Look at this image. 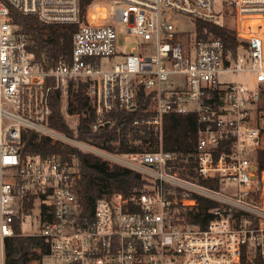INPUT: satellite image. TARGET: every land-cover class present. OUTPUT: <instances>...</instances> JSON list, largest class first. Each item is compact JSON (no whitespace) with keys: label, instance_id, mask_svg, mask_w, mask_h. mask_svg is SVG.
<instances>
[{"label":"built area","instance_id":"obj_1","mask_svg":"<svg viewBox=\"0 0 264 264\" xmlns=\"http://www.w3.org/2000/svg\"><path fill=\"white\" fill-rule=\"evenodd\" d=\"M177 13L195 20L193 32L175 26L170 18ZM26 14L78 25L69 63L37 65L26 34L18 31ZM199 21L229 28L231 22L235 42L207 27L200 31ZM48 77L54 84H46ZM51 88L60 89L59 111L72 128L89 104L94 128L116 107L135 108L143 88L153 93L156 113L143 121L153 125L160 144L165 114L198 115L195 149L186 155L162 145L107 152L151 183L98 198L90 218L79 206L67 162L55 155L23 162L20 156L23 128L69 142L48 124ZM263 149L264 0H0V264L28 191L53 208L51 218L38 221L36 234L49 242L43 264H259ZM199 176L218 179L220 187ZM228 182L237 187L225 191ZM194 194L219 202L204 227L178 214L197 205Z\"/></svg>","mask_w":264,"mask_h":264},{"label":"trees","instance_id":"obj_2","mask_svg":"<svg viewBox=\"0 0 264 264\" xmlns=\"http://www.w3.org/2000/svg\"><path fill=\"white\" fill-rule=\"evenodd\" d=\"M11 10L14 9L11 7ZM77 27V24L48 23L34 14H26L22 16L18 31L26 34L28 48L33 53L37 65L49 69L58 63L70 62L72 36ZM197 27L200 31L207 27L226 42L233 43L236 40L225 27L214 23L199 21ZM46 84H54V79L48 77ZM152 100L153 93H146L140 88L135 108L116 107L106 112L103 122L97 128L93 127L97 120L96 111L89 104L81 117L80 125L72 128L59 111L60 89L51 88L48 103L54 111L48 117V124L70 138L93 144L111 153L152 151L159 147V140L153 125L144 122L156 114L152 108ZM198 132L199 120L195 112L167 113L163 117L161 145L165 150L189 154L195 149ZM19 152L23 162L36 156L55 155L67 162L72 169L76 166L78 170H74V184L81 195L83 210L90 218L98 198L109 197L115 192L130 194L151 183L149 178L136 169L119 164L110 166L100 155L70 142L53 140L34 128L22 129ZM259 163L261 169H264V149L259 151ZM77 173L79 177H76ZM198 180L215 188L220 187V181L216 178L199 176ZM34 196L32 191H28L21 199L20 210L14 221L15 234L7 237L5 241L4 264H31V260L41 259L49 252V242L43 236L21 234L22 223L31 214L30 209L34 206ZM194 196L197 198V205L193 208L180 207L178 214L183 216L185 222L198 223L204 227L212 219L209 209L218 206L219 202L202 194ZM40 207L42 220L52 217L51 206L42 203ZM259 260V264H264V258Z\"/></svg>","mask_w":264,"mask_h":264},{"label":"rangeland","instance_id":"obj_3","mask_svg":"<svg viewBox=\"0 0 264 264\" xmlns=\"http://www.w3.org/2000/svg\"><path fill=\"white\" fill-rule=\"evenodd\" d=\"M170 20L172 22H174L175 26L177 28H179V30H182V31H189V32H193L195 30V27H196V22L193 18L187 16V15H183V14H179L177 13L174 17H171ZM227 26H230L229 27H225L227 29V31L229 32V34L231 33L232 35L234 34V29H232L233 25L232 23H228ZM234 36V35H233ZM126 51H129V47H127ZM118 60V58H114L113 59V62H116ZM102 62V64H105V63H108V59L107 58H102L100 60ZM112 61V60H111ZM246 75L242 74V77H245ZM227 78H233L234 75H231V74H228L226 75ZM248 77V76H247ZM69 142L72 143V144H75L79 147H81L82 149L86 150V151H89V152H92L94 154H97V155H100L102 158H104L105 160H107V162L110 164V166H114L115 164H119V165H123V166H128V161L126 159H124V161H119L120 158H117V159H114V158H108L106 157L107 156V151L106 149H102L100 147H97L93 144H90V143H84V142H80V141H77L73 138H70L69 139ZM160 142H159V145L160 146ZM111 153V152H109ZM111 154H116V153H111ZM121 154H124V153H121ZM134 169V168H133ZM73 174H74V170L75 172H77V167L76 166H73ZM80 175L77 173L76 177H79ZM237 185L235 183H232V182H228L225 184L224 186V190L225 191H232L234 188H236ZM77 189V187H76ZM78 191V189H77ZM78 196H79V206L82 207L83 205V202H82V198H81V195L78 191ZM42 198L39 194H35L34 196V206L30 209V212L31 214L28 215L25 219V221L22 223V227H21V234H24V235H38L36 234L37 231L39 230V224H38V221L42 215V208L38 207L39 204H42ZM83 209V207H82ZM38 250V249H37ZM40 252V251H38ZM42 259L43 258H35L33 260H31V264H43L42 262Z\"/></svg>","mask_w":264,"mask_h":264}]
</instances>
